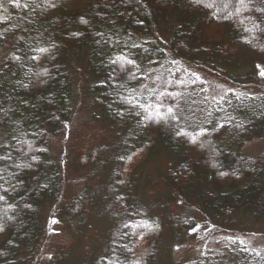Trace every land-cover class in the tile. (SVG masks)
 Masks as SVG:
<instances>
[{
  "label": "trees",
  "instance_id": "obj_1",
  "mask_svg": "<svg viewBox=\"0 0 264 264\" xmlns=\"http://www.w3.org/2000/svg\"><path fill=\"white\" fill-rule=\"evenodd\" d=\"M51 2L55 7L5 0L7 15L0 16V47L10 46L0 65V144L8 145L0 155L13 157L0 161V264H35L42 248L41 211L58 204L63 180L49 142L71 120L72 64L80 60L91 77L86 91L116 140L108 177L93 193L111 228L90 264H169L156 254L157 237L142 245L160 224L146 217L136 194L145 165L160 154L171 163L163 176L167 202L194 206L236 234L261 233L264 163L241 149L264 133V93L253 92L256 68H264V33L245 31L264 19V0L246 8L239 0ZM196 71L233 89L211 99ZM151 72L153 84L145 88ZM169 106L177 119L168 117ZM13 161L23 167L5 168ZM91 202L85 189L60 206L59 218L82 224ZM192 226L177 218L170 230L176 239ZM235 237V264H264V249L249 250ZM214 260L202 255L185 264Z\"/></svg>",
  "mask_w": 264,
  "mask_h": 264
},
{
  "label": "rangeland",
  "instance_id": "obj_2",
  "mask_svg": "<svg viewBox=\"0 0 264 264\" xmlns=\"http://www.w3.org/2000/svg\"><path fill=\"white\" fill-rule=\"evenodd\" d=\"M7 15L5 0L0 3V16ZM9 44L0 47V65L9 50ZM72 115L57 138H51L49 150L52 158L62 167V190L58 204L46 206L41 211L40 224L44 230V241L35 264H90L100 251V245L107 238L111 225L100 214L99 204L93 193L103 187L111 170L110 151L115 138L109 131L93 101L86 91L91 77L85 73L83 61H73ZM264 68H256L257 81L253 92H262ZM195 74L201 78L211 99L222 98L232 86L201 71ZM149 74L145 88L151 86ZM1 139V138H0ZM242 154L264 163V133L242 147ZM171 165L164 154L147 163L136 182L139 197L149 220L160 224L158 233L147 232L142 245L153 244L156 239V254L164 263L185 264L197 256L214 255V264H235L236 248L232 239L237 235L239 243L249 250L264 249V220H260V232L248 231L245 234L223 228L216 222L208 221L197 208L181 202L165 200L163 176ZM92 195V202L85 210L82 224L65 225L59 218V208L68 206L83 190ZM56 205V206H55ZM58 205V206H57ZM192 221V228H184L174 238L171 223L174 219ZM51 257V259H49Z\"/></svg>",
  "mask_w": 264,
  "mask_h": 264
},
{
  "label": "snow or ice",
  "instance_id": "obj_3",
  "mask_svg": "<svg viewBox=\"0 0 264 264\" xmlns=\"http://www.w3.org/2000/svg\"><path fill=\"white\" fill-rule=\"evenodd\" d=\"M10 2L16 4L17 6H21V5H20V0H10ZM197 2H199V0H197ZM0 3H2V0H0ZM46 3L48 4L49 7H55V4L52 3L51 0H46ZM252 3H253V0H247V2H246V0H239V4H240L242 7H245V8L248 7V5H249V4H252ZM39 6H40V5H37V7H39ZM23 7H27V5H23ZM206 7L211 8L212 5H211V4H208V5H206ZM259 11H260L261 13H264V8L259 9ZM239 12H240V9L237 8V9H236V14H239ZM2 22H3V21H0V23H2ZM81 22H82V23H87V21H85V20H83V19L81 20ZM241 23H243V21H241ZM262 25H264V19H258V20L253 24L252 29L245 28V31H246V32H251L252 30H257V31H260V32L264 33V26H262ZM0 38H3V37L0 36ZM245 42H246V43H250V41H245ZM39 51H40V52H45V51H47V50H46V49H39ZM15 59H16V60H19L20 57H16ZM32 59L35 60L36 57L33 56ZM124 59H125L124 56H118V57L116 58V60H124ZM116 60L112 61V63H116ZM127 63H128L129 65H131V64L133 63V61H132V60H127ZM258 67H259V66H258ZM45 74H46V70H45ZM260 75H261V76H264V71H262V72L260 73ZM24 86L27 87V85H24ZM160 95L163 96V93H161ZM157 101H158V102H157V104L155 105V107H156V115H157V116H160V111H159V109H160L161 107H163V100H161L160 97L158 96V97H157ZM127 102H128V103H131V101H127ZM136 106H137V105H135V104L133 105V107H136ZM144 110L147 111V108H145ZM167 114H168V117H169L170 119H172V120L177 119V116H176V114H175L174 109H173L172 106L167 107ZM121 115H122V113H121ZM161 119H164V117H161ZM221 127H222V125H221ZM178 134H180V133H178ZM192 142H193V143L196 142V137H192ZM0 148L6 149V148H8V145H7V144H0ZM37 150H39V149H37ZM25 155H27V153H25ZM33 159H35V157H33ZM10 160H13V157H12V155H11V152H6V153L0 155V161L7 162V161H10ZM214 166H215V165H214ZM9 167L20 168V167H23V165L15 164V162L13 161V163H12L11 165H9V164H7V163L5 164V168H9ZM14 175H16V174H14ZM220 175H225V173L221 172ZM2 179H4V177H3V175H0V180H2ZM6 182H7V181H6ZM13 187H15V185H13ZM5 191H7V189H5ZM0 199H3V197H0ZM144 226H145V227H149V230H151V229H150V226H148L147 224H145ZM126 227H127V225H126ZM141 238H142V237H141ZM49 259H51V257H49Z\"/></svg>",
  "mask_w": 264,
  "mask_h": 264
}]
</instances>
